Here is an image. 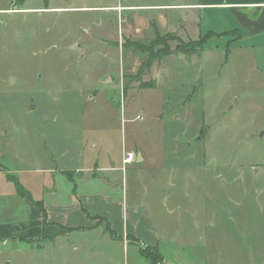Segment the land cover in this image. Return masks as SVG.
I'll return each mask as SVG.
<instances>
[{"label": "rangeland", "instance_id": "1", "mask_svg": "<svg viewBox=\"0 0 264 264\" xmlns=\"http://www.w3.org/2000/svg\"><path fill=\"white\" fill-rule=\"evenodd\" d=\"M22 1L0 0V225L25 226L19 181L43 200L47 218L86 227L99 214L105 237L74 230L67 247H43L47 235L34 244L10 234L0 237V264H141L123 241L136 234L152 245L156 231L161 246L180 244L199 264H264V75L250 55L227 51L233 36H213L202 54V37L123 35L135 14L126 8L15 10L47 5ZM139 1L148 0L51 4ZM126 150L136 158L125 172H98L115 186L97 201L80 196L70 205L66 191L88 188L79 189L78 173L76 187L59 170H39L120 167ZM45 181L68 182L57 187L61 204Z\"/></svg>", "mask_w": 264, "mask_h": 264}, {"label": "crops", "instance_id": "2", "mask_svg": "<svg viewBox=\"0 0 264 264\" xmlns=\"http://www.w3.org/2000/svg\"><path fill=\"white\" fill-rule=\"evenodd\" d=\"M23 0L22 2H24ZM52 0L46 1L47 5L45 7H34L29 5H24L21 8H17L15 10H23V11H34L41 9H49V10H65V9H77V10H85L90 8H116L123 7L127 10H131L135 14L132 15L131 18L128 19L127 30L123 29V35H130L134 40H147L156 37V35H176L179 38H206V42L201 48L202 54L205 53L210 47L208 46L209 39H212L215 35L222 36L223 34H228L232 37V40L229 44H227V51L233 50L238 55H250L249 59L255 63L254 68L263 71L264 75V0H169V1H139V2H130L126 4L112 5V6H100V5H88L86 2L75 4L73 6H59L52 5ZM122 9L121 11H124ZM2 10V9H0ZM6 11H13V9H5ZM120 11V10H117ZM174 13L171 16V13ZM176 13V14H175ZM210 24V26L214 27L213 29H208L205 33L202 30V27ZM203 32V33H202ZM122 35V36H123ZM231 52V51H230ZM132 151V150H126ZM124 151L122 153V166H115L113 163L99 165L95 164L92 166L83 165L80 162L74 165H64V166H45L39 168V170H46V172L55 173L56 171H60L61 173L67 174L71 180L73 179V183H75L76 187L81 183V187L87 186V190L83 193L72 190L67 192V203L72 205L75 201H80V196H87L89 198H94V201H97L98 198H104V195L107 193L106 186L109 188L115 186V181L111 180L112 178H105L101 176L98 172H116L118 170H122L125 172V165L123 163ZM138 154H141L139 152ZM137 154V159H138ZM142 156V154H141ZM142 160L144 157L142 156ZM0 171L6 172V169L0 166ZM76 173H78L76 175ZM75 175L79 177L83 181H78L77 184L75 180ZM115 177V176H114ZM7 178L11 179L8 175ZM115 179V178H113ZM91 180V181H90ZM107 180V181H106ZM9 185L11 181H2ZM16 185V197L18 199H22L23 212L19 215L20 221H24V228L12 229L7 227L6 225H0V237L7 238L10 234H16L18 238H35L37 242L45 241L43 247L45 245H50L53 247L72 243L69 239L71 233L74 230L77 232H81L82 234L87 231L93 232H101L102 236L105 237V231H101V216L99 214L95 216H91V224L85 226L79 225H70L66 222L62 223L57 220H52L47 218L46 216V208L44 206V211L39 209L37 206L38 202H42L43 200H38L35 202L30 196L31 192L22 186V183L19 181H13ZM46 185L50 188H46V194L50 195L52 202H57L59 204L62 203L63 199L60 197L62 191L58 189V185L68 184L67 181H45ZM19 184L22 189H18L17 185ZM128 184V181L123 182V186ZM70 187V184L68 186ZM124 189V188H123ZM50 190V191H49ZM68 190V189H67ZM125 190V189H124ZM127 194V193H126ZM29 197L30 199H26ZM107 195V194H106ZM26 202L27 206L24 205ZM28 202V203H27ZM64 208L66 205H63ZM146 220L151 219V216L148 214V210H146ZM134 214L137 216L140 213V210L137 206L134 207ZM104 218V217H102ZM45 222L47 225L45 226ZM137 223V222H136ZM20 226V225H19ZM108 232L112 234L115 239L120 238L115 233L114 230L107 226ZM125 230V229H124ZM46 232L47 238L41 240L42 236ZM151 232H153L151 230ZM154 233V232H153ZM125 235H123L124 238ZM14 237H16L14 235ZM139 237L136 234H128L127 238L123 241L124 244L130 245V247L137 249L138 258L140 259L141 264H150V260L142 253L143 248L145 247H157L161 252L163 259L160 264H199L194 261L190 255L185 253L180 244L171 245L174 247H170V245L161 246L160 239L158 237L157 231L154 236V242L152 245L138 244ZM157 240V242H156ZM83 243L86 242V239L81 240ZM156 242V243H155ZM30 246L29 243H27ZM19 250H23V248H19ZM195 254H197L195 252ZM145 258V259H143Z\"/></svg>", "mask_w": 264, "mask_h": 264}, {"label": "trees", "instance_id": "3", "mask_svg": "<svg viewBox=\"0 0 264 264\" xmlns=\"http://www.w3.org/2000/svg\"><path fill=\"white\" fill-rule=\"evenodd\" d=\"M45 1H48V0H45ZM205 42H206V38H201L199 41V47L202 48ZM177 49H180V51H183V52H189L190 51L188 49H185V48L179 47V46H177ZM149 85H151V84L149 83L148 85H146V83H145V86H149ZM17 188L19 190L22 189L20 186H18ZM37 206L39 209L44 211V206H43L42 202H38ZM46 225H47V223H45V226ZM44 235L46 236V232L44 233ZM142 253L150 260V264H160V262L163 259V256L157 247H150V246L145 247V248H143Z\"/></svg>", "mask_w": 264, "mask_h": 264}, {"label": "built area", "instance_id": "4", "mask_svg": "<svg viewBox=\"0 0 264 264\" xmlns=\"http://www.w3.org/2000/svg\"><path fill=\"white\" fill-rule=\"evenodd\" d=\"M17 1H19V0H14V2H17ZM135 158H136V153L135 152H133V151H126L124 153L123 163L124 164H129L131 162H134Z\"/></svg>", "mask_w": 264, "mask_h": 264}, {"label": "water", "instance_id": "5", "mask_svg": "<svg viewBox=\"0 0 264 264\" xmlns=\"http://www.w3.org/2000/svg\"><path fill=\"white\" fill-rule=\"evenodd\" d=\"M142 156H141V154H138V159H137V161H142Z\"/></svg>", "mask_w": 264, "mask_h": 264}, {"label": "bare ground", "instance_id": "6", "mask_svg": "<svg viewBox=\"0 0 264 264\" xmlns=\"http://www.w3.org/2000/svg\"><path fill=\"white\" fill-rule=\"evenodd\" d=\"M114 9L122 10V9H124V8H123V7H116V8H114Z\"/></svg>", "mask_w": 264, "mask_h": 264}]
</instances>
